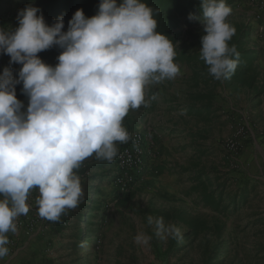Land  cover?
<instances>
[{
  "label": "clouds",
  "instance_id": "obj_1",
  "mask_svg": "<svg viewBox=\"0 0 264 264\" xmlns=\"http://www.w3.org/2000/svg\"><path fill=\"white\" fill-rule=\"evenodd\" d=\"M201 12L188 17L206 33L200 58L216 80L228 79L240 55L229 45L232 9L226 0H202ZM155 15L143 0H100L96 15L78 9L65 32L63 16L49 26L29 4L18 11L15 30L0 28V54L22 65L18 78L8 67L0 75V260L9 252L7 233H16L15 221L30 210V191L38 188V215L49 221L76 208L84 193L75 170L89 157L112 163L117 145L130 139L122 121L146 106V87L179 74L177 45L157 31ZM54 46L62 51L51 66L37 54ZM21 83L26 111L15 94ZM155 223L157 235H180L162 218ZM150 240L143 232L135 237L137 245Z\"/></svg>",
  "mask_w": 264,
  "mask_h": 264
},
{
  "label": "rangeland",
  "instance_id": "obj_2",
  "mask_svg": "<svg viewBox=\"0 0 264 264\" xmlns=\"http://www.w3.org/2000/svg\"><path fill=\"white\" fill-rule=\"evenodd\" d=\"M14 3L15 0L9 2L11 5ZM227 5L232 9L227 22L232 26L243 24L249 29L252 41V20L240 14L243 7L232 0ZM188 17L182 18L176 29L179 32L176 58L179 59L175 63L181 67L185 64L182 58L185 53L180 54V50H183L190 56L191 63L187 61L189 66L206 65L200 55H196L202 47L201 37L206 33L199 20H189ZM68 22L64 21L62 31L68 30ZM250 46L247 41L243 48L251 50ZM55 49L52 58L57 60L62 49ZM260 59L261 62L256 59L253 64L260 69L259 74L250 67L244 75L245 82L240 90L244 93L239 97H243L241 102L228 100L220 110L216 109L217 105L213 107L209 132L214 136L212 139L216 145L211 147L212 156L201 155L197 162L186 164L193 168L203 165L207 176L198 180L200 170L194 177H189V173L184 171V177L179 174L175 179L174 173L163 176L159 171L158 175L148 172L127 194L118 198L113 185L118 156L112 163L89 157L75 170L80 177L84 195L79 205L70 211L67 226L62 225L63 214L57 222L41 218L36 203L40 196L39 190L34 188L30 191L27 199L30 210L16 221L23 222L25 227L34 225L30 236L25 235L23 227L17 226V232L24 240L32 237L33 251L20 264H264V158L258 150L247 152V148H253L254 143L260 147V151H264V85L254 90L249 86L253 80H264L263 57ZM212 77L209 71L204 73L201 70V74H197V78L205 79L206 84L209 80L213 81ZM258 96L262 98L258 99ZM154 111L155 114L162 112L161 109ZM209 116L197 115L198 124ZM246 123L250 125L253 136L247 141L244 151L231 160L222 144ZM122 124L126 129H136L127 126L125 118ZM221 152L227 165H223V160L218 157ZM201 181H204L208 190L217 193L216 202L219 198L224 200L219 209L202 201ZM242 191L249 192L248 200L238 204L235 211L230 197L240 195ZM180 212L185 214V221L174 220L173 215ZM149 217L153 219L151 224L148 222ZM159 218H162L166 227L178 228L180 235H157L155 221ZM192 218H200L206 223L207 229L198 236L193 232L183 237L188 235L190 228L186 221ZM140 232L151 237L148 246L135 243V237ZM7 235L12 244L8 252L10 257L19 242L24 244L25 241L20 240L16 233L9 232ZM175 237L179 239L178 250L172 244ZM6 256L0 260V264L7 262ZM8 264H14V261Z\"/></svg>",
  "mask_w": 264,
  "mask_h": 264
},
{
  "label": "crops",
  "instance_id": "obj_3",
  "mask_svg": "<svg viewBox=\"0 0 264 264\" xmlns=\"http://www.w3.org/2000/svg\"><path fill=\"white\" fill-rule=\"evenodd\" d=\"M11 1L13 0H1L0 2V28L6 30H15L19 26L17 20L18 11L27 5L25 0H15V3L12 5L9 4ZM241 6L243 10L240 14L245 18L248 17V20H252L251 28L254 33L252 41L250 40V35L247 39L251 45L250 49L253 52L252 56L254 60L251 66H245V69L252 67L254 68L253 71L259 74L260 69L257 68V65L253 66V64L256 59L261 62V56L264 61V12L262 20L258 21L255 20L254 13L256 8L251 3V0H244ZM244 7L247 8V12ZM45 22L51 26L55 21L45 19ZM241 25L243 26V24ZM259 27H262L261 31H259ZM55 47L56 46L44 50L37 55L46 64L55 66L57 60L52 58V54H54V50H56ZM177 50L178 49H176V53ZM199 52H196L197 56H199ZM181 53H185V55L182 56V58L185 59L183 62L185 64L182 67L180 64L178 65L180 72L177 77L173 80H164L162 83L160 82L147 86L145 89L146 106L141 105V107L136 110H130L125 116V122L128 124L127 126L136 128L134 130H139L146 136L148 148L152 152V155L148 158V162L154 168L162 169L161 172L163 176H165V174L169 175L174 173V179L179 174L184 177V171L189 173V177H194L199 170H202L203 165H200L198 168H193L186 164L197 162L199 160L198 156L201 155L212 156L211 147L216 145L213 143L212 139L214 136H211L209 132V130H211V126L209 125L212 124L214 115L213 107L217 105L218 107L216 106V109L220 110L225 102L234 99H236V103H240L243 97L241 99L239 97L244 93L240 90L245 82V76L242 75L238 78L222 80H216L212 77L213 81L209 80L206 84V80L198 79L197 74H201V70L207 73L208 66L205 64L203 66H189L187 64L190 58L188 52L180 50V54ZM9 61V55L0 54V75H2L4 68L8 67L11 69L13 77L18 78V71L22 65L17 63L10 64ZM237 69H244V66L238 65ZM251 83H249V86L252 87L253 90L259 89L264 85V80L261 81L259 78L258 81L254 82L253 80ZM195 84H198L197 87ZM22 88V83L16 85L15 94L16 98L24 105L22 111H26L29 98L23 93ZM198 95H211L210 98L212 97L213 99V106L210 109H198L202 104L208 101V99L196 100ZM257 98L261 99L262 97L258 96ZM156 109H161L162 112L155 114L154 110ZM199 110L202 116L209 114L210 116L207 117V119H203V123L198 124L197 112ZM138 116L140 117L138 118ZM259 148L257 143H254L253 148H247V152H251L253 149L258 150L259 155L264 158V151H260ZM156 153L158 156H156ZM218 157L223 160V165H227L226 160L222 157V152ZM16 235L18 238L20 236V240H24L20 233L16 232ZM31 238L24 240V244L19 242V246L10 257L7 254V264L11 262V260L14 261V264H20L25 260L26 256L31 254L33 251L31 250Z\"/></svg>",
  "mask_w": 264,
  "mask_h": 264
},
{
  "label": "trees",
  "instance_id": "obj_4",
  "mask_svg": "<svg viewBox=\"0 0 264 264\" xmlns=\"http://www.w3.org/2000/svg\"><path fill=\"white\" fill-rule=\"evenodd\" d=\"M26 4H32L41 9L42 15L44 19L50 21H56L58 18L63 16L64 21H69L74 13L78 9H82L86 17H92L96 15L98 11V6L100 0H25ZM1 2V0H0ZM148 6H150L154 13H158L155 15L157 19L158 26L157 31L170 37L174 44L177 43L179 32H176V29L179 28L181 24V20L184 17L189 16V14H194L201 16V5L202 0H143ZM228 4V2H226ZM41 14V13H38ZM236 32L232 39L229 41L230 46H235L237 52H239V61L238 65L244 66V69H236L234 74L231 75L230 78H238L242 75H245L249 68L245 69V66H251L252 61L254 60L253 52L251 50L244 49V44L247 42V39L250 35L249 29L244 28V26L240 24H234ZM178 58L175 57L176 61ZM211 96V95H210ZM198 95L196 100H204L208 99L205 104H202L198 109H210L212 105V97ZM198 116H201L200 110L197 112ZM159 172L162 169H157ZM197 174V179L201 180L204 176H207L208 173L206 170L202 168ZM199 185L203 186L201 199L208 205H215L216 209H219L220 206L224 203L222 198L216 202L217 193L214 191L208 190L204 181H201ZM197 191L199 189L197 188ZM249 192L242 191L240 195L235 194L233 197H230V203L235 206V211L238 208V204L246 203L248 200ZM89 201V200H86ZM82 207H87V205H83ZM185 214L180 212L176 215H173L174 220L185 221ZM89 224V221L87 222ZM186 225L190 228L188 230V235L183 237L190 236L193 232L198 236L201 232L207 229V225L200 218H192L190 221H186ZM182 238V237H181ZM179 239L177 237L172 239V244L176 249H180V244H178Z\"/></svg>",
  "mask_w": 264,
  "mask_h": 264
},
{
  "label": "built area",
  "instance_id": "obj_5",
  "mask_svg": "<svg viewBox=\"0 0 264 264\" xmlns=\"http://www.w3.org/2000/svg\"><path fill=\"white\" fill-rule=\"evenodd\" d=\"M229 0H226L228 2ZM244 0H232L234 4L241 6ZM255 6V20H262L264 12V0H251ZM262 27H259V31ZM130 134V139L127 143L118 144V167L113 179V185L116 189L118 198L127 194L130 188L140 180L146 173L151 172L158 175V170L148 164L147 158L151 155V150L148 148L146 136L139 130L127 129ZM253 136L252 129L248 123L241 125L235 133L227 138L223 144V150L229 155V159H235L241 152L244 151L247 141ZM67 209L63 213L62 225L67 226L70 216V211ZM17 226L25 229V235L30 236L34 230V225L29 224L25 227L23 222L15 221ZM11 242L7 245L11 247Z\"/></svg>",
  "mask_w": 264,
  "mask_h": 264
}]
</instances>
